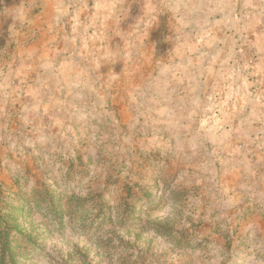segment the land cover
<instances>
[{
	"label": "rangeland",
	"instance_id": "1",
	"mask_svg": "<svg viewBox=\"0 0 264 264\" xmlns=\"http://www.w3.org/2000/svg\"><path fill=\"white\" fill-rule=\"evenodd\" d=\"M5 240L19 264H264V0H0Z\"/></svg>",
	"mask_w": 264,
	"mask_h": 264
},
{
	"label": "trees",
	"instance_id": "2",
	"mask_svg": "<svg viewBox=\"0 0 264 264\" xmlns=\"http://www.w3.org/2000/svg\"><path fill=\"white\" fill-rule=\"evenodd\" d=\"M35 192L37 196H35L34 202L37 204H51V209H55L57 207L58 204L56 203V198L51 193L47 191H44L43 194H41L39 191ZM11 250L12 248H10L8 242L5 240L3 245V254L0 258V264H19L18 259L15 258L16 256L13 255ZM6 256L8 259H6Z\"/></svg>",
	"mask_w": 264,
	"mask_h": 264
}]
</instances>
